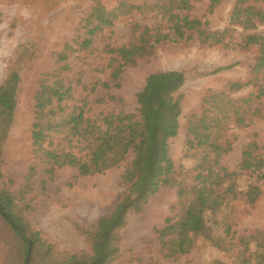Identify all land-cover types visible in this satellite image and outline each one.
Here are the masks:
<instances>
[{"label":"trees","instance_id":"1","mask_svg":"<svg viewBox=\"0 0 264 264\" xmlns=\"http://www.w3.org/2000/svg\"><path fill=\"white\" fill-rule=\"evenodd\" d=\"M223 1L208 0V9ZM260 1L264 0H234L226 26L211 31L206 27L207 21L191 14L190 0H118L116 19L108 17L98 8L96 0H91L79 17L77 30L80 34L65 40L60 50L50 54L57 66L40 72L33 86L30 137L35 158L40 159L41 164L30 163L24 181L27 184L39 172L43 175L40 183L51 181L62 167L73 168L76 179L101 174L129 160L121 175L127 194L88 229L81 228L89 243L88 253H61L54 260L49 242L41 238L39 231L30 229L14 196L1 189L0 215L19 239L23 257L30 242L31 247L45 248L47 260L49 258L52 264H110L119 252L118 230L125 223L126 214L141 211L147 199L163 187L174 189L176 205L174 214L165 219L164 225L153 228L162 257L184 255L199 240L213 243L216 231L228 242L233 239V206L253 205L263 193L264 142L259 144L252 139L232 170L221 164L220 157L231 150L232 141L226 134L230 124L244 128L264 119V35L246 33L236 37L232 26L246 32L264 24V10L256 5ZM134 14L151 16L156 23L142 25L132 20L129 41L114 44L112 35L116 20L131 18ZM99 38L105 40L101 53L107 56L102 67L106 77L86 82L78 78L76 85L81 92L76 101L77 87L72 86L67 76L72 69V62L68 60L74 55L78 58L81 51L98 49L95 43ZM194 39L206 47L254 48L255 56L248 66V80L230 81L219 91L207 89L201 97V114L193 118L185 134L182 156L195 163L184 168L176 166L168 154V140L179 129L182 96L177 91L184 82L182 71L150 74L136 94L138 108L135 112L114 109L91 112L88 96L98 86L104 89L120 87L122 72L152 57L158 46ZM24 45L20 43L13 51L7 73L0 83V147L18 100L17 90L22 82L20 71L24 65L19 66L15 61L17 52L25 51ZM248 86L251 91L246 97L231 96ZM246 172L247 176L242 179ZM27 230L29 238L25 235ZM246 241L254 244L253 251L246 247ZM237 244L242 247L239 255L245 263L253 258L255 264H264V230L246 231L237 237ZM247 251L250 252L245 256ZM18 264H24V259Z\"/></svg>","mask_w":264,"mask_h":264},{"label":"rangeland","instance_id":"2","mask_svg":"<svg viewBox=\"0 0 264 264\" xmlns=\"http://www.w3.org/2000/svg\"><path fill=\"white\" fill-rule=\"evenodd\" d=\"M233 1L224 0L210 10L208 0H190L193 5L191 14L207 21V29L222 30L226 26ZM96 2L108 17L117 18L118 0ZM89 4L91 0H0V83L7 73L13 51L20 43L25 44V51L19 50L15 61L19 66L24 65L20 71L22 82L17 90L18 100L6 138L0 147V190H8L14 196L17 206L23 209L22 214L30 229L39 231L41 238L49 242L54 260L61 253H88L89 243L81 233V228L88 229L99 216L109 213L119 198L127 194V186L121 182V175L129 160L101 174L74 179L75 170L62 167L51 181L40 183L43 176L41 172L27 184L24 181L28 165L34 161L41 164V160L35 158L30 137L33 86L40 72L57 66L50 54L60 50L65 40L80 34L77 30L79 17ZM256 5L264 10V1ZM132 20L142 25L156 23L151 16L140 14L117 19L112 35L114 44L129 41ZM232 28L236 37L246 33L264 35V24L246 32L238 26ZM104 43L105 40L99 38L95 43L98 49L91 53L81 51L78 58L74 55L68 60L72 62V69L67 76L71 78L72 86L77 87L76 101L81 92L76 85L78 78L80 82H86L106 77L102 70L107 62V56L101 53ZM254 56V48L239 50L221 46L206 47L199 45L195 39L162 44L152 57L122 72L120 87L104 89L98 86L88 96V106L91 112L113 109L135 112L138 108L136 94L144 87L150 74L167 70L182 71L184 82L177 91L182 96L179 129L168 140V154L176 166L190 168L195 161L182 157L184 139L193 118L201 114V97L207 89L219 91L230 81L248 80V66L253 63ZM217 68L223 69L213 72ZM250 91V86L244 87L231 93V96L246 97ZM226 134L232 141L231 150L220 157V162L232 170L240 162L244 147L252 139L259 144L264 142V119L256 120L244 128L230 124ZM253 134H256L255 138ZM262 190L263 193L253 205L233 206L231 220L235 235L230 242L216 231L217 237L213 243L199 240L188 253L164 258L159 252L153 228L163 226L165 219L174 214L176 195L174 189L163 187L147 199L141 211L126 214L125 223L118 230L119 252L110 264H255L253 258L251 262L245 263L239 255L242 247L237 244V237L251 229L264 230V187ZM25 235L29 238L28 230ZM18 241L0 215V264H18L23 259L25 264L26 255L23 257V248L19 250ZM245 245L253 251V243L246 241ZM250 251L245 252V256ZM45 252V248L36 245L31 247L28 264H52L49 258L47 260Z\"/></svg>","mask_w":264,"mask_h":264},{"label":"water","instance_id":"3","mask_svg":"<svg viewBox=\"0 0 264 264\" xmlns=\"http://www.w3.org/2000/svg\"><path fill=\"white\" fill-rule=\"evenodd\" d=\"M30 248H31V244L29 242V244H28V250H27V253H26V262H25V264H28V259H29V255H30Z\"/></svg>","mask_w":264,"mask_h":264}]
</instances>
